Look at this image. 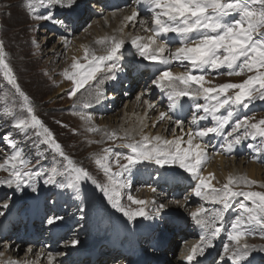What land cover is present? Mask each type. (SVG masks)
Masks as SVG:
<instances>
[{
  "label": "snow or ice",
  "instance_id": "6c2138e0",
  "mask_svg": "<svg viewBox=\"0 0 264 264\" xmlns=\"http://www.w3.org/2000/svg\"><path fill=\"white\" fill-rule=\"evenodd\" d=\"M134 3L140 6V10L134 8L130 15L125 16L118 31L123 33L129 25L135 27L139 23L146 35H136L127 41L123 35L100 37L95 43L103 47L101 54L89 45H81L83 56L73 57L71 64L62 70V75L72 85L67 94L70 97L79 94L78 104L74 107L89 110L80 115L82 120L91 124L93 102L101 103L106 98V82L117 81L124 71L122 56L126 43L130 44L141 58L154 66L151 84L165 93L169 101V111H160L153 126L168 120L179 128L178 135L173 132L171 138H165L159 134H147L144 129L148 124L144 123V118L140 120V139H135L128 130L123 135L116 131H105L106 139L124 142L94 154L95 164L106 178L104 181L98 180L66 154L55 134L37 114L8 60L2 38L0 74L10 88L0 105V119L6 116L16 134L34 138L37 147L47 146L45 152L51 149V159L56 166L51 168L44 183H59L62 188L79 192L82 184L91 182L111 207L129 220L153 218L168 207L153 200L152 211H147L150 202L131 194L127 195L129 203L123 202V193L130 187L128 177L133 170L146 164H155L160 168L178 166L194 181L191 194L211 205L206 207L202 204L189 213L200 234L199 241L192 246L185 260L188 264H198V258L207 249L214 248L217 238L226 232L228 243L223 245L219 264H250L257 246L249 244L247 237L255 234L264 237V191L244 190L240 186L250 189L260 182L245 175L229 174L226 181L217 186L213 182L216 180L215 173H205L203 169L212 158L209 151L214 147L210 143L212 137L223 140L218 145L222 152L232 153L236 146L249 139L258 140L257 150L264 151V118L255 121L254 117L240 116L238 112L239 109H247L256 100L264 101V0H134ZM77 5L78 0H26L25 3L30 12H36L39 6L43 14L38 15V19L53 20L61 25L63 21L54 20V10H71ZM141 10L147 19L138 21ZM64 40L68 42L67 36ZM175 44L179 46L173 48ZM174 63L186 70L174 72ZM210 70L228 76L252 74L240 82L215 84L207 79ZM144 95L141 92L137 99ZM185 98L191 103H185ZM144 103L149 110L156 107L150 101ZM188 115L191 116L190 126L185 130ZM174 116L177 117L175 120ZM229 125L230 130L225 131ZM89 131L97 132L100 129L93 125ZM7 146L9 153L0 152V157H3L0 171L7 173L0 177V185L15 191H23L25 185H35L37 178L45 174L40 166L41 157H49L41 153L33 162L13 136H9ZM114 147L125 151H115ZM219 154L216 152V155ZM57 177L61 179L58 181ZM261 186L264 187V184ZM32 190L36 191V188ZM151 191L156 192V188ZM238 197L242 199L237 201ZM184 199L187 201L188 197ZM173 203L181 205L179 200ZM237 205V212L226 221L227 213ZM0 207L7 209L9 204L4 202ZM3 214L0 211V215ZM61 220L63 217L55 215L49 217L47 223L54 225ZM79 243L77 239L69 241L72 246ZM8 247L11 245L5 244V248ZM27 251L31 253L32 248ZM260 251H264V247ZM39 255H45L43 250ZM0 256H3V252H0ZM46 256L48 264L56 260L51 252ZM8 264H39V261H9Z\"/></svg>",
  "mask_w": 264,
  "mask_h": 264
},
{
  "label": "rangeland",
  "instance_id": "374dc122",
  "mask_svg": "<svg viewBox=\"0 0 264 264\" xmlns=\"http://www.w3.org/2000/svg\"><path fill=\"white\" fill-rule=\"evenodd\" d=\"M126 1H121L120 5L116 8L115 11H122L130 6L134 7L136 5L134 3V0H126ZM90 2L91 4H89ZM96 2L98 1L97 0H78V5L74 6L71 10L60 9V8L55 9L54 10V20L63 21L64 24L61 25V24L54 22L53 20L38 19L37 16L42 15L43 12L40 11L39 6L37 7L36 12H30L28 9H26V6H25L26 0H0V38H2L4 41L5 51L7 53L8 60L10 61L11 65L14 68V72L16 73L18 77V81L21 85L22 90L26 92L28 96L30 97L37 114L44 121V124L49 129H51V131L55 134L56 139L63 146L66 154H68L79 165L88 169L94 176H96L98 180L104 181L106 178L104 177L102 170H100L98 166L95 164L94 154L102 153L103 149L109 146H113V145L119 146L124 142L123 140H115V141L108 140L106 139L104 132L105 131H109V132L116 131L120 135H123V131L122 130L120 131L121 127L118 126L122 123V121L118 122V119L115 120L116 118H114L115 117L114 114H117L119 118L121 117V115H123V113H121V109L126 110V103L124 102L125 97L121 101V104H118L117 107H115V111L110 110L108 107H104L106 109L103 108V110H100V109L98 110L97 107L94 108V105H97V104L93 102V107L91 109V113L93 115V122L90 124L89 122L82 120L81 115H80L81 112H88L89 110H86L80 107H74V105L78 104L79 94L77 97H70L67 94L68 90L64 91L63 85L67 84L65 88H68V87L71 88L70 87L71 82L67 81L65 77L62 75V69L69 66L71 64L70 62L72 61V58L76 57L75 55H73L71 59H69L70 64L67 65V61H66L67 54L66 53H67L68 48H65V42H63L65 36H67V38L71 41V45L72 44L75 45L74 44L75 41L83 40L85 35L87 36V38H90L92 35H96L98 31L110 30L113 27L118 28L115 22L116 18H113L114 21L109 22V24L106 22L100 23L98 28H93L95 29L94 32L90 30V28L93 26L91 24L94 21L93 18H95V25H96V19H105L104 15L100 16V14L103 13L102 11L95 12L94 9H96V6L95 8H92L93 4H98ZM86 9L89 12L91 11V15L94 14L95 16L90 17L88 15H84L85 14L84 10ZM80 12L83 13L84 20L83 22L79 21L80 22L79 23L78 21L76 22V19H73V17L76 14L78 15ZM97 14H99L100 18L97 16ZM141 16H142V19H147L146 14L142 10L140 12L139 17L141 18ZM128 28L132 30L131 25L128 26ZM133 31H136L138 33V27H133ZM137 33L133 32L134 35ZM178 46L179 44H175L173 45V48L178 47ZM98 47L100 48V46ZM59 48H61V52H57ZM99 48L96 49V51L98 54H101L103 52V48H100V49ZM126 49H129L134 53V55L131 56L130 59L132 57L133 58L135 57V59L139 57V59H142V61L144 62L147 61L141 58L136 52V50L132 48L130 45L129 46L127 45ZM62 53H63V56H62ZM124 55L126 54L124 53ZM176 69L177 71L179 70V72L186 70L184 67H181L179 64L174 63L173 70H176ZM221 71H224V70L222 69ZM251 74L252 73H245L240 76H236V75L228 76L226 74L218 75L216 72L210 70L208 73L207 79L213 81L215 84H221V83H225L229 81L240 82L241 80L245 79L247 75H251ZM125 80H121V82H119V91H122L123 89L122 86ZM0 88L3 89L2 91H0V105H2L4 102L5 92H7L8 89L10 88V86H6V82L3 81L2 74H0ZM112 89L114 88L106 87V97L110 96L109 93L112 91ZM140 89L142 88H140L139 85L138 87L135 88V90L131 89L133 92V96H131L130 98H133L132 100H134L137 97V92H139ZM127 90H130V86ZM81 91L83 92V90ZM127 92L128 94L130 93V91H127ZM151 92H153L154 96L150 100L152 101L157 100L159 97V93L157 92V90L152 89ZM162 100L163 98L159 99V101H162ZM101 103H104V102H101ZM167 103L169 104L168 100L166 99L163 100L161 103V106L163 107L164 110H169L168 108L165 107ZM261 103H262L261 100H256L247 109H243V108L239 109L238 110L239 115L240 116L247 115L250 117H254L255 121H258L259 119L264 118V107L261 106ZM189 118L190 116H188L187 120ZM187 120H185L186 124L188 123ZM7 121H8V118L6 116L3 117V119H0V152H3L5 154L9 153V148L7 146L9 144V136H13L20 143V146L23 148L24 152L27 154V156L30 159L33 160V162L35 161L37 157H40L41 153L49 157L48 159H43L41 157L40 166L43 167L45 174L37 178V182L35 185L33 186L25 185L23 191H15L4 185H0V189L3 188L5 192L4 195H2L1 199H3L9 204V207L7 208L8 210L9 208L12 207V204L15 200L19 198H21V200H24L23 196H26L27 194L32 192L33 191L32 188L35 187L36 191H42L44 193L50 192L51 195H48L45 198L47 208H48V205L53 204V206L59 205V207L61 206L67 207L68 211H70L72 210L70 209V206L72 205V202H74L75 200L78 201L81 207H82V204L85 206L89 205L91 211H89L90 209L89 210L85 209L84 213L82 212L81 214L80 213L75 214L77 220L83 219L84 216L85 215L88 216L89 213H90L89 215L91 216H97L98 213L102 212V211H99L101 209H105L104 211L109 210L110 211L109 215L111 216L113 215L118 216L119 214H122L116 209L111 207L109 202L105 198L102 197V195L99 192V189L95 188V186L92 185L91 182H86L82 184L79 192L73 189L62 188L59 186V183H57L56 185L44 183V181L48 178V173L50 172L51 168L53 166H56V162H54L51 159V156L53 154L51 149H48L47 152H45V148L47 146L40 145L39 147H37L34 144V138L23 137L21 135H17L16 130L14 129L12 123H9ZM167 122L168 120H164L163 122L154 126L155 130L152 132V135L154 136L158 134L157 126L159 127L162 123L165 125ZM148 123L150 124L151 121H149ZM93 125L99 127L100 131H97V132L89 131V128L92 127ZM173 125L174 124L170 126V131H172ZM167 126H169V124ZM230 127L231 125H229L228 128L225 129V131L230 130ZM145 131L147 132L148 130H145ZM170 131L165 130L164 131L165 134L163 133L164 135H160V136L171 138L170 135L169 137H167L168 134L171 133ZM177 131L178 130H176L175 133H177ZM147 134H150V133L147 132ZM134 138L140 139V136H134ZM212 139L214 138H211V140ZM242 146L246 147L248 150L246 154L234 156L235 159H239L237 160L236 166L238 164L241 165V160H240L241 158H245L246 160L242 162L245 168L246 166H248L247 165L248 163H255L257 166L260 165V167L262 168V176H264V151L257 150L259 148V141L258 140L253 141L249 139L241 143L240 146L238 147L240 148ZM114 150L122 151V152L125 151L123 148H120V147H114ZM209 151H211L210 153L212 154V158L210 159V161L215 158L216 152H219V151L221 152V150L212 152L211 148L209 149ZM224 157L226 159H231L232 156L231 157L228 156L229 158L226 156ZM210 161L208 162L207 167L210 164ZM0 163H3V157H0ZM113 167L115 169V166ZM143 167L147 168L145 170L150 169L149 171L150 173L153 174L152 176L154 180H156L154 175L158 174L157 176H158L159 182L163 184H164V176L168 178V175L170 173L179 174L180 176H182V178L186 176L184 179H188L187 178L188 173L185 172L183 169L179 168L178 166L168 165L165 168H160L159 166L155 164H146L142 167H139L138 170H134L133 174H131L128 177V179L130 180V187L124 190V193H123L124 201L123 202L126 204L129 203L127 201L128 194H131L138 199H144L145 195L149 194L150 195L149 197L151 196L152 197L150 198L151 200L150 199L148 200L150 203L147 206V209H146L147 211H150V212L152 211V208H153V205L151 203L152 200H154L156 204L163 203L165 201L164 203L168 206L164 212L158 214L160 217H162L164 223H165V220L169 217V216H164V214L165 215L168 214L171 210H173L174 212L178 211L179 213L182 212L184 215V213L186 212V209H185V212L177 209V206L175 204L171 203L170 201L168 202L167 197L169 196L170 198L175 197V198H178L179 200H185L184 199L185 196L192 195L191 194L192 189L191 190L186 189V191L183 192V189L177 188L176 189L177 193H175V191L173 190L174 188L173 186L171 190L166 189L167 192L164 193V192H160L154 186L153 187L148 186V185L145 186V183L142 180L141 181L138 180L135 183L136 179L133 180L134 179L133 176H136L135 174H137V172L140 171L141 168ZM6 175H7L6 172L0 171V177H4ZM237 175L247 176V174L244 172L237 174ZM60 179H61L60 177H57L58 181ZM225 181L226 180L221 179L218 182L219 183L218 186L222 185ZM160 183H158L159 188H163L164 185ZM262 184H264V179L257 185H253L250 189L247 188V186H243V185H241L240 187L244 188V190L264 191V187L261 186ZM189 185L192 186L193 183H190ZM150 188H156V192L152 194L153 192L149 190ZM147 191H150V192H147ZM180 193L185 194V196L181 197ZM155 194L160 195L161 198L160 196L156 197ZM240 199L242 198L238 197V201ZM188 200L189 202L191 201L190 203H188V207L190 208L188 209L190 211L196 210L202 204H204L206 207H211V205L205 204V202L201 200V198L195 197L194 195L193 197H189ZM24 203L25 201L23 202L22 205H24ZM26 206L27 204L24 205L23 208H25ZM132 206L136 207V205H132ZM93 207L95 209H93ZM237 207L238 205L236 207H233V212H230L231 210L229 211L230 213L228 214V218L226 219V221L230 220V218H232L233 215L237 212ZM7 209H4L3 211L5 212V210L7 211ZM58 211L59 209H57L56 214H59ZM158 215H155L153 218L138 217L136 220H129V221L132 225L136 224L137 227H141L139 225H143L145 227L150 221H151V224L155 223L153 221L155 217ZM94 219H96V217ZM99 219H96V220H99ZM77 222L79 223V221ZM82 223L83 222L80 221L79 225ZM225 227H227L226 224H225ZM156 228L158 229L159 227H156ZM162 228H164V226H162ZM104 229L105 228H103L102 231L100 232V235L102 238L105 237ZM141 229L143 228L141 227ZM86 230L87 228H85V231ZM184 232L186 233V231ZM88 235L89 233L87 234L86 232L84 237ZM45 236H46V233H43L42 237L45 238V241L47 240V244L49 243L51 244V242H49L48 235L47 237ZM97 236L98 235L96 234L95 238H97ZM195 237L198 238L197 236ZM219 238L222 239L221 241L222 245H221V248L219 249V251H221L220 253H222V248H223L224 243H228L226 232L222 233L221 237ZM179 240L177 239L175 241L176 243L175 247H171L172 252L169 255V259H174V258H178L181 256L184 257V255L186 254L184 253V251L187 250L186 243L187 242L189 243V241L186 242L185 240L186 243L182 244V240L180 241ZM247 240H249L250 242L249 244L256 245L257 249L264 247V238L259 234L251 235L247 237ZM26 241L24 244L19 245L20 247H19L18 257H22L25 254V252H27V249L31 248L30 242L28 241V239ZM47 244H45L46 247H47ZM0 247H2V245ZM40 247L41 246H39V248H34L35 254H39V252H41L43 247L41 248ZM55 248H57V246H54L53 249ZM1 250H3V247L0 248V251ZM46 251L51 252V253L54 252V251H48V250ZM57 252H58V255L60 256L64 253L66 255L67 251L65 252L63 249H61ZM179 252H183V253H179ZM220 253L218 255H220ZM0 257L3 258L2 256ZM18 257H16L15 260H17ZM179 259H180V263H182V258H179ZM262 259L264 262V258ZM73 262H77V261L74 260ZM104 263L105 262H103V264ZM159 264H162V263H159Z\"/></svg>",
  "mask_w": 264,
  "mask_h": 264
},
{
  "label": "bare ground",
  "instance_id": "6f19581e",
  "mask_svg": "<svg viewBox=\"0 0 264 264\" xmlns=\"http://www.w3.org/2000/svg\"><path fill=\"white\" fill-rule=\"evenodd\" d=\"M97 1L98 2H96V3H98V4H93L92 8H95V6H96V9H94L95 12L102 11L103 13L100 14V16L104 15L105 19H96V25H95V18H93L94 21L92 19L93 22L91 23L93 26L90 28V30L92 32H94L95 29H93V28H98L100 23H105L106 22V23L109 24V22L114 21L113 18H116L115 22H116V26H118V28L113 27L110 30L98 31V33L96 35H92L90 38H87V36L85 35L83 40L80 39L81 41L77 40V41H75V43L72 41L75 45H73V44L71 45V41L69 39H68V42H65V40H64L63 42H65V48H68L67 53H66L67 54V56H66L67 57V59H66L67 65L72 62L71 61L69 63V59H71V57L73 55H75L76 57H79V56L82 57L83 56V49H82L81 45H89L91 48H94L95 50L99 48L98 46H100V48H103L101 45L95 43L96 40L99 39L100 37L110 36V35H117V36L123 35L125 37L126 41H127V40H130L131 36L133 37V36H136V35H146V33H144L141 30V27L139 26V23H137V25L135 26V27H138V33L136 31H133V26L132 25H131L132 30L130 28L126 27L124 29L123 33H120L118 31L120 29V27L122 26L124 17L127 16V15H130L134 8H136L137 10H140V6L135 5L134 7L130 6V7L126 8V9H124L122 11H115L116 8L120 5L121 1H126V0H113V1H111V0H100V2H99V0H97ZM108 3L109 4L114 3L112 8H110L109 6H106V4H108ZM89 4H91V2ZM90 7H91V5H90ZM84 11H85L84 15H88L90 17L91 16H95L93 13H92L93 15H91V11L89 12V11H87V9L84 10ZM97 16L100 18L99 14H97ZM73 19H76V22L77 21L78 22L79 21L83 22V20H84L83 13L80 12L78 15L77 14L74 15ZM140 19H142V16H141V18L140 17L137 18L138 21ZM133 32L137 33V34L134 35ZM127 45L129 46L130 44L126 43V46ZM57 52H61V48H59ZM124 53L126 54V55H123V57H122V65H123L124 71L119 74V78H118L117 81H115V82H106V84L104 86L105 90H106V87L107 88L112 87L114 89H112V91L109 93L110 96L106 97L104 99L105 101L104 100L102 101L104 103H99L97 105H94V108L97 107L98 110L99 109L103 110L104 107H108L110 110L115 111V107H117L118 104H121V101L125 97L124 102L126 103V110H122L121 109V113H123V115H121V117L119 118V116L117 114H114L115 115L114 118H116L115 120L118 119V122L122 121V123L120 125H118V126L121 127L120 131L122 130L123 133H124L125 130H128L132 134V136H140L139 135V133H140V120H141V118H144V123L148 124V127L145 128L144 131L148 130L147 132H149L152 135V132L155 130L154 126H153V122L158 119L159 112L160 111H169V110H164L163 107L161 106V103H162L163 100H165V99L168 100L167 96L159 88H156L154 86L152 87L151 79H152V74L154 72V66L149 61H145V62L142 61V59H139V57H137V59H135V57L134 58L132 57L130 59V57L133 56L134 53L131 50H129V49H126V51L124 50ZM62 56H63V53H62ZM144 68L146 69V72L143 70ZM173 71L174 72H179V70L177 71V69L173 70ZM121 80H125V81H124V84L122 86V88H123L122 91H119V82H121ZM138 85L142 89H140L139 92H137V97L140 95L141 92H144L145 95L143 97H141L140 100H138L137 97L134 100H132L133 98H130L131 96H133L132 90L133 89L135 90V88L138 87ZM65 86H67V84L63 85L64 91L70 89L69 87L65 88ZM129 86H130V90H127L129 88ZM70 87H71V85H70ZM152 89L153 90H157V92L159 93L158 99L154 100V101L150 100L154 96L153 92H151ZM127 91H130V93L128 94ZM121 95H122V97H121ZM126 97L127 98L129 97V98L127 99ZM161 98H163V100L159 101V99H161ZM146 100L150 101L156 107L154 109H151V110L147 109V105L144 103V101H146ZM201 102H203V101H201ZM261 102H262L261 106L264 107V101H261ZM185 103L190 104L191 101H188L187 98H185ZM165 107L168 108V103H167V105ZM104 109H106V108H104ZM145 114H146V116H145ZM188 116H190V115H188ZM176 118L177 117H175V116L173 117L174 120ZM190 120H191V116L187 120L188 123L187 124L185 123V130H187V128L190 126L189 125ZM149 121H151L150 124L148 123ZM168 124H169V126H167ZM171 125L172 124L169 121L165 125L162 123L159 127L157 126V128H158L157 129V133L158 134L160 133L159 135H164L165 134L164 133L165 130L170 131V126ZM176 130H178L177 133H175ZM147 132L145 131V133H147ZM170 132L171 133L168 134L167 137H169V135L171 136V134L173 132L178 135L180 130L175 125H173L172 131H170ZM212 138L219 139L220 137H212ZM214 143L215 142H212L211 144L213 145ZM219 144L220 143H216V146L214 145V147L211 148L212 152L219 151L218 150V148H219L218 145ZM239 149H243V146L240 147ZM225 154H227V156L229 155L227 152H225ZM232 154H233V156L231 157V159H226L224 157L225 155L222 152H220L219 155H216V153H215V158L210 161V164L208 165V167H207L208 163L204 167L203 171L205 173H208V172L215 173L216 180L213 181V182L215 184H217V186L219 184L218 182L221 179L222 180H226V177L229 174L237 175V174H240L242 172L246 173L247 176L250 179H255V180L259 181V182L263 181L264 176H262V168L260 167V165L257 166L255 163H248L247 164L248 166H246V168H245L244 164H242V162H244L246 159L245 158H241L240 159L241 160V165L238 164L236 166L237 160H239V159H235L234 156L235 155H240V152L234 149ZM149 170H147V172L145 170L141 171V172H146V174H144V177L142 176L141 173L135 174V175L138 176V180H140V181H141V179H139V178H142V177L145 180H147L148 176H150V171ZM154 176H155L156 180L159 182L158 176L157 175H154ZM133 177H135V176H133ZM174 178H175V180H177L179 182H182L184 184V186H188L190 183H194V181L190 180L188 177H187L188 179H185L183 181L182 180V176H180L179 174H171L170 173V175H168V180L163 184L164 186H166L167 190L168 189L171 190L170 186L172 185V181H173ZM167 182H169V183L167 184ZM177 188H181V185L180 186H175L173 188L175 193H177L176 192ZM151 189L152 188H150L149 190L151 191ZM150 191H147V192H150ZM4 193L5 192H4L3 188L0 189V204L6 202L3 199H1L2 195H4ZM29 194H27L26 196H23V198L24 199L28 198ZM152 194H154V192ZM158 194H160V193H158ZM158 194L157 195L155 194L156 197L160 196ZM39 195L40 194L37 193V195H34V196L30 197L29 198V200H30L29 204L30 205L33 204V207H36L38 205V202H37V200H35V197H37ZM146 196H148V197H146ZM149 196H150L149 194L145 195V197L143 196L144 200L148 201L152 197V196L151 197H149ZM160 198H161V196H160ZM167 199H168V202L170 201L171 203H173L174 200H179L178 198H175V197L170 198L169 196L167 197ZM156 200H158V199H156ZM19 201H21V198L15 200L13 202V204H12V207L14 206L15 203L17 205V202L19 203ZM179 201H181V205H176L175 203H173V204H175L177 206V209H179L181 211H184V212H185V209H186V212H188L187 208H189V207H186L185 203L186 204L189 203V200H187V201L179 200ZM15 206L13 207V209H15ZM88 206H85V205L82 204V207H83L82 209L84 210ZM59 212H60V210L58 211V213ZM3 213H4V211H3ZM181 213H179L178 211L174 212L173 210H171L168 214H166V215L164 214V216H169V217L165 220V224L166 225H164L165 230H163L164 231V234H163L164 236L162 238V241L169 243V249H167L165 252H161V251H158V250H151V251L147 250L146 253L148 254V256L146 257V260L148 261L149 264H153L155 262L156 263L157 262L158 263H162V264H171V263H173V264H186L187 261L185 260V257L189 254V252H190V250L192 248V245L194 243L196 244L197 241L199 240V238L193 237L191 239V237H192L191 235L188 236L187 233L182 231L181 227H178V223L182 222L184 220V218H183L184 215L181 214ZM189 213L190 212H188V214ZM76 214H79V211ZM158 216L155 217L153 222L157 223L156 226L160 227L161 223H163L164 221H163L162 217H160V216L158 217ZM22 217H23V214L19 213V212H6L3 215L2 220L0 221V225H4V226L5 225H10V223H11L10 228L7 227V229L9 230V234L8 235H5V232H6V231H4L5 229L0 226V246L2 245V247H3V250L0 251V252H3V256H2L3 258L0 257V263L6 264L9 261H25V260L35 261V260H38L39 264H48V260H47V256H46V253H48L46 250H48V251H54L52 253H53V255L56 256V260L53 262V264H95V262L93 263L92 261H89V260H82V261L77 260V262H73L74 260H71L69 258V256L72 255L74 253V251H79L78 246L80 245V243L78 245H76V246H72V245L69 244V241H66V243L69 244V245L66 244L67 247H69V248H67V247L64 248L65 245H58V246L55 245V246H57V248H55V249L50 248V246L52 245V241H53V239H52L53 235L51 233H49V232H45L46 233L45 237H47V235H48L49 242H51V244L50 243L47 244V240L45 241V239H44L43 242H42V245H41V246H44L43 248L46 249L45 250V249L42 248V250L45 253V255L40 256L39 254L41 252H39V254H35L34 253V250H35L34 248H37V247H35V245L34 246L30 245L31 248L33 247L32 252L29 253L27 251V252H25V254L22 257H18V252H19V247H20L19 245H22V244L25 243V235H24L25 232H22V230H25L26 227H27V222H25L23 219H21ZM106 217L103 220H101V219L95 220L92 223V225L88 224V227L91 228L90 229L91 230V234L94 237L93 238L94 239V244H95V235L96 234L97 235L100 234L102 229L106 227V226H104V223H105L104 220L109 221V218L108 217L106 218ZM119 217H121V220H120L121 226H120V229L118 231L125 230V231L128 232L129 230L130 231L134 230L135 225H132L127 217L122 216V215H120ZM116 218L118 219V217H116ZM69 219H65V220H67V221H65V223L69 222ZM80 225H82V224H80ZM66 227H68V226H66ZM137 228H139V227H137ZM154 228L155 227H153V229ZM177 229L179 230L178 233L176 232ZM65 230L67 231L66 235H69V233H68L69 228H67ZM136 230H138V229H136ZM38 231H39L38 229H36V230L32 229V232H30V237L32 238V240L35 239V235H36V233ZM88 233H89V231H87V234ZM182 234H183V236L184 235L186 236L185 238H183V240L190 238L189 240H186V242L189 241V245H190L187 248V250L185 251L186 254L184 255V257L181 256V257H178V258L169 259V255L172 252V248L171 247H175V244H176L175 241L177 240L176 238H178V236L182 235ZM67 237L68 236H65L66 240H67ZM42 238H44V237H42ZM74 239H77V238H74ZM102 240H103V242H105V237L102 238ZM221 241H222V239L217 238V240L215 241V247L218 246V245H222ZM251 241H253V240H251ZM141 242L143 243L144 240H142ZM247 242L250 243L249 240H247ZM100 243H102V241H100L99 244ZM5 244L11 245V247L5 248ZM45 244H47V247L45 246ZM148 244H149V239H148L146 244L144 242L142 245H144L143 247H145ZM96 245H98V242H97ZM2 247H0V248H2ZM61 249H63L65 252L69 251L68 254L66 253V255H65V253H64V254L59 256L57 251H59ZM212 249H214V248H212ZM212 249H207L204 255H206V253L208 251L211 252ZM215 249H217V248H215ZM99 252H100V255L102 256V258H101L102 260H101V262L96 263V264H103V262L110 256L109 252L106 250V245L105 244H103L99 248ZM179 253H183V252H179ZM219 256L220 255H218V257ZM11 257H12V259H11ZM16 257H18L17 260H15ZM113 257L114 256H110V258L107 259V261L104 264H118L121 261V257H119L118 259L114 258L112 260ZM179 258H182V263H180V259ZM262 258H264V251H260V248H259L255 252H253L250 260L256 259V260H258L259 264H263L264 262H263ZM45 259H46V261H45Z\"/></svg>",
  "mask_w": 264,
  "mask_h": 264
}]
</instances>
